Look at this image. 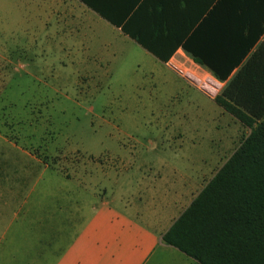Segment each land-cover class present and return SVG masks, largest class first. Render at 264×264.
<instances>
[{
	"label": "rangeland",
	"instance_id": "rangeland-1",
	"mask_svg": "<svg viewBox=\"0 0 264 264\" xmlns=\"http://www.w3.org/2000/svg\"><path fill=\"white\" fill-rule=\"evenodd\" d=\"M75 12L71 0H0V200L14 181L119 192L123 180L98 177L127 167L211 180L250 129L164 65L139 68L135 51L101 61L118 44L106 30L97 56L94 46L63 44ZM72 27V37L83 34Z\"/></svg>",
	"mask_w": 264,
	"mask_h": 264
},
{
	"label": "crops",
	"instance_id": "crops-1",
	"mask_svg": "<svg viewBox=\"0 0 264 264\" xmlns=\"http://www.w3.org/2000/svg\"><path fill=\"white\" fill-rule=\"evenodd\" d=\"M71 2L79 18L65 22L63 44L94 46L97 56L95 47L104 45L106 30L118 44H111L115 49L109 57L100 53L101 61L113 62L121 47L128 48L138 53L139 68L142 62L162 64L213 102L227 82L197 64L183 49V39L198 32V44L228 45L235 37H259L255 48L264 43V0ZM74 23L72 30L83 32L77 38L70 32ZM125 29L141 36L147 48ZM158 52L172 54L165 61L156 56ZM185 175L175 167L100 172L98 178L123 180L119 192L101 182L90 189L84 181L70 180L5 184L0 200L2 264H199L163 240L210 181L199 185L197 178Z\"/></svg>",
	"mask_w": 264,
	"mask_h": 264
},
{
	"label": "trees",
	"instance_id": "trees-1",
	"mask_svg": "<svg viewBox=\"0 0 264 264\" xmlns=\"http://www.w3.org/2000/svg\"><path fill=\"white\" fill-rule=\"evenodd\" d=\"M124 32L147 48L141 36ZM197 35L183 39V49L227 82L214 101L250 134L163 240L199 264H264V43L255 48L259 37H235L228 45H205ZM171 54L156 56L166 61Z\"/></svg>",
	"mask_w": 264,
	"mask_h": 264
}]
</instances>
